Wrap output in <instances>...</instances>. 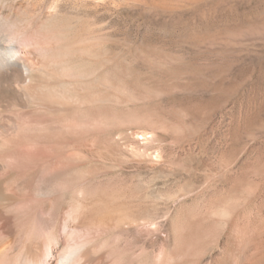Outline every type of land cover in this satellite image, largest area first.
<instances>
[{
  "label": "rangeland",
  "instance_id": "1",
  "mask_svg": "<svg viewBox=\"0 0 264 264\" xmlns=\"http://www.w3.org/2000/svg\"><path fill=\"white\" fill-rule=\"evenodd\" d=\"M104 1L99 13L93 1L60 2L71 41L118 58L134 95L107 106L132 124L90 136L83 170L106 211L137 219L140 241L109 259L102 239L94 264H165L174 244L162 231L177 229L194 256L166 264H264V0ZM97 14L119 30L87 42ZM145 109L152 123L135 120Z\"/></svg>",
  "mask_w": 264,
  "mask_h": 264
},
{
  "label": "bare ground",
  "instance_id": "2",
  "mask_svg": "<svg viewBox=\"0 0 264 264\" xmlns=\"http://www.w3.org/2000/svg\"><path fill=\"white\" fill-rule=\"evenodd\" d=\"M61 1L47 7L49 0H0V264H94L104 255H130L139 240L137 219L106 211L83 170L90 136L132 124L107 106L133 102L134 95L125 94L118 58L109 64L92 43L71 41L76 23ZM77 1L95 2L97 13L105 6ZM96 18L87 42L117 29L103 14ZM5 72L12 75L7 80ZM138 116L152 119L146 109ZM130 152L151 155L136 147ZM177 230H161L174 244L165 264L192 254ZM102 239L112 246L104 255L97 249ZM146 240L147 250L152 239Z\"/></svg>",
  "mask_w": 264,
  "mask_h": 264
}]
</instances>
